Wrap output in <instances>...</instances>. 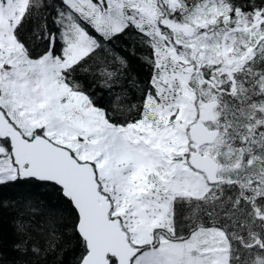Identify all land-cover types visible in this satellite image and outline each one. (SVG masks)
Returning <instances> with one entry per match:
<instances>
[{
	"label": "snow or ice",
	"instance_id": "obj_1",
	"mask_svg": "<svg viewBox=\"0 0 264 264\" xmlns=\"http://www.w3.org/2000/svg\"><path fill=\"white\" fill-rule=\"evenodd\" d=\"M0 264H264V0H0Z\"/></svg>",
	"mask_w": 264,
	"mask_h": 264
}]
</instances>
